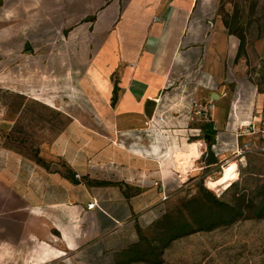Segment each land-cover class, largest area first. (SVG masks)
Instances as JSON below:
<instances>
[{
	"label": "rangeland",
	"instance_id": "rangeland-1",
	"mask_svg": "<svg viewBox=\"0 0 264 264\" xmlns=\"http://www.w3.org/2000/svg\"><path fill=\"white\" fill-rule=\"evenodd\" d=\"M127 2L0 0L4 145L26 166L75 182L117 176L136 182L128 194L151 188L158 212L111 264H264V137L240 126L234 108L249 103L253 87L264 110V0L196 2L178 47L173 36L163 59L108 45L106 30ZM216 20L232 43L221 61L213 54L207 61ZM172 124L188 126L179 140L169 136ZM192 142L201 152L182 181L174 154ZM232 160L236 171L208 187Z\"/></svg>",
	"mask_w": 264,
	"mask_h": 264
},
{
	"label": "crops",
	"instance_id": "crops-1",
	"mask_svg": "<svg viewBox=\"0 0 264 264\" xmlns=\"http://www.w3.org/2000/svg\"><path fill=\"white\" fill-rule=\"evenodd\" d=\"M198 1L203 4L209 0H128L119 20L106 30L107 41H114L108 45H134L140 48L139 53L156 54L163 59V50L173 36L175 42L170 45L178 47L182 37L179 33L189 27L186 21ZM184 5H187L185 12L179 10ZM181 15L185 17L180 21ZM210 29L205 56L207 61L212 54L220 60V52L226 53L232 39L222 20L214 21ZM262 47L260 42L258 48ZM178 54L174 49L167 56L170 69L178 63ZM237 102L234 108L243 114L239 125L253 126L256 128L253 134L264 137V110L253 87L249 103ZM235 116L238 117L237 111ZM5 125L0 118V264H24L20 262V247L26 248L30 256L27 264H111L119 252L138 242L139 228H145L146 219L158 212V197L151 188L131 195L126 192V185L136 182L122 177L75 182L61 172L26 166L20 156L4 145ZM169 127L172 128L169 136H178V140L183 136L182 130L188 128L177 124ZM200 142H192L186 151L176 152L174 160L192 156L197 160ZM176 145L179 144L171 147ZM9 158L13 160L11 165L3 166L4 159ZM157 169L155 165L150 170L156 173ZM86 171L91 176L96 174ZM112 174L118 173L112 170ZM24 187L26 193L22 191ZM90 203L95 205L88 208ZM9 226L16 229L7 230Z\"/></svg>",
	"mask_w": 264,
	"mask_h": 264
},
{
	"label": "bare ground",
	"instance_id": "bare-ground-1",
	"mask_svg": "<svg viewBox=\"0 0 264 264\" xmlns=\"http://www.w3.org/2000/svg\"><path fill=\"white\" fill-rule=\"evenodd\" d=\"M196 156H192V157H185V158H177L175 160V165H176V170L177 173L179 174V178H181V180H185L186 176H187V172L191 169V167L193 166V161L196 159ZM237 162L232 160V161H227V163L225 165L222 166L221 168V173L218 177L216 178H212L209 177L207 180V185L208 187L216 184V183H220L223 182L227 176H230L232 173H234L236 171L237 167ZM178 178V179H179Z\"/></svg>",
	"mask_w": 264,
	"mask_h": 264
},
{
	"label": "built area",
	"instance_id": "built-area-1",
	"mask_svg": "<svg viewBox=\"0 0 264 264\" xmlns=\"http://www.w3.org/2000/svg\"><path fill=\"white\" fill-rule=\"evenodd\" d=\"M252 129H253V131H255L253 126H252ZM94 205H95V203H90L87 206H88V208H92Z\"/></svg>",
	"mask_w": 264,
	"mask_h": 264
}]
</instances>
